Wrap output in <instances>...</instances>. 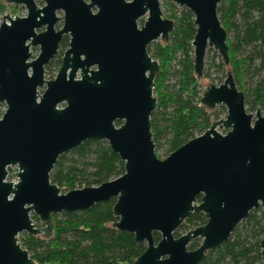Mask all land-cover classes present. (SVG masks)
<instances>
[{"label":"water","instance_id":"1","mask_svg":"<svg viewBox=\"0 0 264 264\" xmlns=\"http://www.w3.org/2000/svg\"><path fill=\"white\" fill-rule=\"evenodd\" d=\"M39 1L41 7L35 0H4L23 7L25 16H2L0 23V104L5 106L0 264H32L18 243L20 234L48 238L51 215L85 211L110 199L117 218L111 226L145 246L133 264H199L251 210L264 216V102L263 113L256 109L254 119L245 112L227 66L226 34L216 12L220 0H167L192 16L193 75L206 86L199 105L222 106L225 116L161 160L154 154L149 121L157 63L146 47L158 39L166 42L173 23L161 16L158 0ZM64 36L68 42L57 72L45 80L44 67ZM31 47H38L34 59ZM207 48L218 54L225 70L217 86L200 78ZM89 140L105 141L123 173L96 187L61 193L49 180L55 162ZM12 167L15 183L6 181ZM195 212L205 223L174 238ZM30 213L42 228L34 227ZM193 239L200 243L188 250ZM258 247L264 256V234Z\"/></svg>","mask_w":264,"mask_h":264},{"label":"trees","instance_id":"2","mask_svg":"<svg viewBox=\"0 0 264 264\" xmlns=\"http://www.w3.org/2000/svg\"><path fill=\"white\" fill-rule=\"evenodd\" d=\"M4 6V0H0V14ZM164 6L169 12L165 18L173 23V28L166 42H152L146 52L157 63L152 90L156 103L149 120L151 140L154 150L165 144L170 153L202 134L217 113L199 105L201 94L193 75L190 45L195 32L192 16L169 1ZM216 12L226 34L229 73L238 91L243 88L244 77L250 78L249 87L242 94L244 105L254 111L263 107L264 102V0H220ZM65 41L62 38L59 47ZM59 64L60 60L56 61L57 68ZM217 66L225 71L221 61ZM122 173V162L107 143L89 140L60 155L49 180L65 193L75 188L96 187ZM113 204L110 199L85 211L51 215L48 238L22 233L18 243L32 264H133L145 246L134 243L131 235L111 226L117 221L112 215ZM31 220L34 227H43L35 225L36 217ZM204 223L203 215L195 212L181 225L196 228ZM263 234V214L259 209L251 210L227 241L206 252L199 264H264L258 247ZM153 240L158 241L155 233ZM197 246L191 241L188 249Z\"/></svg>","mask_w":264,"mask_h":264},{"label":"rangeland","instance_id":"3","mask_svg":"<svg viewBox=\"0 0 264 264\" xmlns=\"http://www.w3.org/2000/svg\"><path fill=\"white\" fill-rule=\"evenodd\" d=\"M126 1H128V0H126ZM158 2H159V8H160L161 16L163 18H165L167 13H169V12H168V9L164 6V2H168V1L167 0H158ZM35 3L38 7H41L43 5L42 2L39 0H35ZM1 14L2 15L5 14L7 16L23 17V16H25V10L21 6H12V5H8L5 3V6H4ZM56 15L58 17H61L62 13L58 11L56 13ZM144 17H142L138 20V22H137L138 26H140L142 24ZM60 27H61V20H59L56 23L55 29H59ZM63 38L66 39V41L64 42L65 45H63V47H59L57 54L45 66L46 67V69L44 71V79L45 80H52L54 78L56 72H57L58 68L56 65V61L60 60L62 53L65 50L67 42H68L67 36H64ZM154 42H161V40L158 39L157 41H154ZM29 51L31 54L30 59H34L38 54V47H34V48L31 47L29 49ZM219 61H221V59L219 58L218 54L212 48H207L205 50L204 57H203V67H202L200 78L205 79L210 85L217 86V85L221 84L223 79L225 78V71L220 70L217 66L219 64ZM255 79H256V77L253 78V80H255ZM249 80H250V78L244 77L243 88H242V90H239L241 93L242 92L246 93V91L249 87V83H250ZM171 82L172 81L170 80L169 83H171ZM198 88H199V91H202L206 88V86L200 87V85L198 83ZM42 89H39L38 93H41ZM59 107H62V105H60ZM4 109H5L4 104H0V116L4 112ZM244 109H245L246 113H249L252 115V119H254V113H255L256 109L259 110L261 114L263 113V107H258L254 111H249L247 106L244 105ZM212 111L217 113V118L216 119L211 118L210 119V125L217 120L224 119V116H225L224 107L215 106ZM215 131L220 133V134L225 133L224 130L219 129V128H215ZM154 154L158 159L161 160V159L165 158L169 153L167 152V147L165 146V144H161L160 147H158L156 150H154ZM7 171H8V173H7L6 181L15 183L16 174H17L16 167L8 168ZM61 193H64V192H61ZM29 217H30V219H32V217H35V216H33L32 213H30ZM39 224H41V223L37 220V222H35V225H39ZM33 225H34V223H33ZM36 228H39V227H36ZM194 228L195 227H190V228L184 227V228H182V225H181V227L179 226V228L173 233V235L176 233L177 235H175V237H179V236L183 235L185 232H187L188 230H192ZM192 241H194L196 243V245H199V243H200L199 239H193ZM188 246H189V244L187 245V249H188ZM188 250H190V249H188Z\"/></svg>","mask_w":264,"mask_h":264},{"label":"built area","instance_id":"4","mask_svg":"<svg viewBox=\"0 0 264 264\" xmlns=\"http://www.w3.org/2000/svg\"><path fill=\"white\" fill-rule=\"evenodd\" d=\"M2 16H6L5 14H0V23L2 22ZM10 19H13L15 16H8ZM196 137V136H195Z\"/></svg>","mask_w":264,"mask_h":264},{"label":"flooded vegetation","instance_id":"5","mask_svg":"<svg viewBox=\"0 0 264 264\" xmlns=\"http://www.w3.org/2000/svg\"><path fill=\"white\" fill-rule=\"evenodd\" d=\"M59 45H60V43H59ZM59 45H58V49H59ZM57 52H58V50H57ZM57 52H56V54H57ZM56 54H55V55H56ZM55 55H54V56H55Z\"/></svg>","mask_w":264,"mask_h":264}]
</instances>
